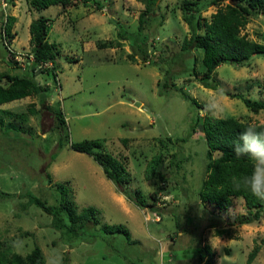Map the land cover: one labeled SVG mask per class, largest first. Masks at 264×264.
<instances>
[{"label": "rangeland", "instance_id": "obj_1", "mask_svg": "<svg viewBox=\"0 0 264 264\" xmlns=\"http://www.w3.org/2000/svg\"><path fill=\"white\" fill-rule=\"evenodd\" d=\"M180 2L73 0L33 8L25 0H0V14L15 15L12 38H0V72H26L24 61L32 57L28 22L38 15L49 18L46 38L56 48L48 70L34 74L44 96L0 103V248L24 254L38 245L42 264H203L205 252L197 255L208 245L212 264H243L257 243L250 264H264V204L258 219L243 222L240 196L221 209L196 197L206 144L199 119L192 121L206 112L264 122V109L252 111L223 92L264 99V54L242 64L219 63L217 88L202 86L192 77L193 67L196 74L203 69L201 49L181 47L189 29ZM214 8L208 5L200 15L208 17ZM240 33L264 42V17L250 14ZM83 138L100 140V148L122 162L129 177L124 186L139 191L144 206L121 193L91 155L69 147ZM156 153L161 176L147 177L146 163ZM58 182L76 211L94 209L95 220L76 236L68 237L26 201L34 194L54 203ZM104 224L123 225L130 240L104 231Z\"/></svg>", "mask_w": 264, "mask_h": 264}, {"label": "trees", "instance_id": "obj_2", "mask_svg": "<svg viewBox=\"0 0 264 264\" xmlns=\"http://www.w3.org/2000/svg\"><path fill=\"white\" fill-rule=\"evenodd\" d=\"M33 8L45 7L49 4H66L73 0H25ZM85 1V0H84ZM215 6L208 17L200 15V11L206 6ZM147 7V5H146ZM183 19L187 23L189 33L183 38L182 49L200 48V62L202 71L196 74L192 68L194 80L202 86L216 89V81L213 77L215 67L228 61L234 64H242L252 54H264V42L251 39L240 33V29L248 21L252 13H260L264 17V0H181ZM143 11L138 15V28H141ZM0 38L5 42L6 38H12L11 29L15 20L13 14H0ZM49 19V18H48ZM48 19L44 15H38L28 22V40L31 43V61L25 59L26 72L9 73L0 72L4 84H0V103L14 98L22 97L32 93H41L43 85L34 79L37 71H47V63L52 62L56 52L55 43L46 38L48 29ZM201 29V31L199 30ZM143 43V41L141 40ZM140 43V41L138 42ZM140 51L145 55L142 44H139ZM130 59H134L128 53ZM195 61V57L193 56ZM15 60L12 63L15 64ZM44 66H41V65ZM55 74L54 71H52ZM162 86L165 83H161ZM224 93L239 97L243 103L252 111L264 109V99L250 98L240 92ZM181 95L188 98L196 107L197 100L181 92ZM59 122L63 117L59 110L54 111ZM20 114V113H17ZM199 119L200 133L204 138L205 162L203 176L196 190V197L202 202L212 203L215 207L226 208L231 203L232 197L240 196L246 213L243 222H250L258 219L262 215L264 199H257L243 187L237 189L233 184V177L243 176L251 169V161L247 158H237L233 151L234 144L240 132L247 126L255 124L264 126V122H249L240 120L231 115L219 116L203 112L200 117L194 115L192 121ZM194 130V127H191ZM63 138L58 136L57 147L63 143ZM70 148L83 151L101 166L103 173L118 186L121 193L139 206H144V202L139 191H128L124 184L128 181V172L122 162L108 151L102 150L100 140L96 138H83L80 140L69 141ZM161 161L159 153L153 154L147 161L145 175L161 176L158 164ZM57 190L56 201L47 202L44 198L34 194L27 196L28 203H35L44 212L50 215L51 224L62 230L68 237L76 236L84 223L88 220H95L94 209L92 206H82L79 211L74 209V205L68 196L67 188L58 182L55 185ZM104 231L121 232L127 240L129 239L128 230L121 224L102 225ZM224 232L223 228L217 230L218 234ZM203 252H199L197 257L203 259V264H212V250L208 245H204ZM258 250V244L254 243L247 251L244 263L250 264ZM42 254L38 245H33L26 253L20 254L11 251L9 248H0V264H42Z\"/></svg>", "mask_w": 264, "mask_h": 264}, {"label": "clouds", "instance_id": "obj_3", "mask_svg": "<svg viewBox=\"0 0 264 264\" xmlns=\"http://www.w3.org/2000/svg\"><path fill=\"white\" fill-rule=\"evenodd\" d=\"M233 151L237 158L251 161V169L247 174L233 177L234 186L237 189L243 187L257 199H264V126L252 124L245 127Z\"/></svg>", "mask_w": 264, "mask_h": 264}, {"label": "water", "instance_id": "obj_4", "mask_svg": "<svg viewBox=\"0 0 264 264\" xmlns=\"http://www.w3.org/2000/svg\"><path fill=\"white\" fill-rule=\"evenodd\" d=\"M229 1H231V0H229Z\"/></svg>", "mask_w": 264, "mask_h": 264}, {"label": "built area", "instance_id": "obj_5", "mask_svg": "<svg viewBox=\"0 0 264 264\" xmlns=\"http://www.w3.org/2000/svg\"><path fill=\"white\" fill-rule=\"evenodd\" d=\"M28 61V60H27Z\"/></svg>", "mask_w": 264, "mask_h": 264}, {"label": "crops", "instance_id": "obj_6", "mask_svg": "<svg viewBox=\"0 0 264 264\" xmlns=\"http://www.w3.org/2000/svg\"><path fill=\"white\" fill-rule=\"evenodd\" d=\"M3 103V102H2Z\"/></svg>", "mask_w": 264, "mask_h": 264}]
</instances>
